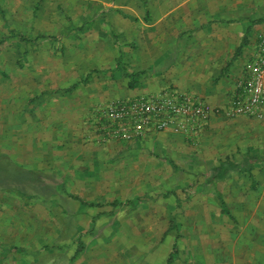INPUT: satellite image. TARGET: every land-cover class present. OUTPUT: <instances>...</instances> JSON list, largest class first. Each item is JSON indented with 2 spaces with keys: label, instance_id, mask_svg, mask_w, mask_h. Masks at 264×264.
I'll return each instance as SVG.
<instances>
[{
  "label": "rangeland",
  "instance_id": "obj_1",
  "mask_svg": "<svg viewBox=\"0 0 264 264\" xmlns=\"http://www.w3.org/2000/svg\"><path fill=\"white\" fill-rule=\"evenodd\" d=\"M218 23L234 54L264 33V0H0V264H264V165L216 172L264 158V115L223 114L239 79L208 74L228 100L172 152L104 134L130 74L175 85L168 54Z\"/></svg>",
  "mask_w": 264,
  "mask_h": 264
},
{
  "label": "built area",
  "instance_id": "obj_2",
  "mask_svg": "<svg viewBox=\"0 0 264 264\" xmlns=\"http://www.w3.org/2000/svg\"><path fill=\"white\" fill-rule=\"evenodd\" d=\"M223 114L261 119L264 115V34H260L243 74L233 88ZM213 110L186 92L163 90L117 101L102 112L107 139L137 142L152 132L169 130L193 138L208 123Z\"/></svg>",
  "mask_w": 264,
  "mask_h": 264
},
{
  "label": "crops",
  "instance_id": "obj_3",
  "mask_svg": "<svg viewBox=\"0 0 264 264\" xmlns=\"http://www.w3.org/2000/svg\"><path fill=\"white\" fill-rule=\"evenodd\" d=\"M194 21L195 20L190 21V24L192 25ZM196 23L198 24L195 26L197 28L200 23L198 20ZM249 27H251L250 22L245 21L240 24V27H238L239 32L244 31L246 34L250 31ZM236 32L237 28L232 29L230 26L219 23L216 24V26L208 25V27L203 28V30H201V28L198 29L193 33V37L190 42L192 45L191 52L190 49H188L186 54H182L183 47L182 50H177L174 53V56H177V58H171L173 54L171 52L168 54L171 60V62L168 61L167 63H170V71L181 73L178 78L179 81L175 83V85L162 82L163 84L160 83L156 85V87L137 85V88L133 90H138L137 93L133 92L134 95L129 98L139 95L158 93L160 91L170 89L169 91L172 90L193 94L194 96L202 99L211 110L215 107L223 106L228 100L225 90L222 88L220 91H217L216 89L212 90L213 87L207 83V80L211 78L208 74L213 72L221 74L222 72L228 71L231 73L229 75V81L233 79L235 80L236 78L239 79V77L243 74L245 63L251 58L257 37L260 34H264L257 33L256 35H253L252 40L248 43L245 42V40H241L239 45H237L239 47L236 49L235 53L232 54V51L226 47V44L230 43L231 39L235 38ZM249 36H252L251 33ZM188 53H190V55H187ZM194 75L196 76V82L193 81ZM157 77H159V75H157L156 78ZM171 86H174V88ZM233 86H231V88ZM229 91L231 99L234 90L229 89L226 93L228 94ZM208 124L209 123L206 125ZM153 139L165 142L162 146L172 152L174 150L172 146L175 142H182L186 138L173 130L163 133L152 132L144 139L130 143V145L124 149H127L126 152L138 155L139 152L150 150V148H152ZM121 149L122 147L119 146L117 151L123 152L124 149Z\"/></svg>",
  "mask_w": 264,
  "mask_h": 264
},
{
  "label": "trees",
  "instance_id": "obj_4",
  "mask_svg": "<svg viewBox=\"0 0 264 264\" xmlns=\"http://www.w3.org/2000/svg\"><path fill=\"white\" fill-rule=\"evenodd\" d=\"M139 77L138 73L137 74H130V82L128 84V87L132 90L137 88V78ZM83 83H86V79L83 81ZM77 85H73L69 89L66 90V93L72 92ZM263 164L264 165V158L262 161H257L254 159L252 156H246L243 163L239 164L234 160H231L229 158H225L223 161H218V166L216 167V172L218 173V177L221 179L225 178L226 176L229 175L231 172H239V173H248L252 177V170L256 168V164ZM220 207L222 208V212L229 217H231V213L228 212L229 210L226 208L225 203L219 199ZM114 205H118V203H114ZM78 255L76 254L74 256L77 257Z\"/></svg>",
  "mask_w": 264,
  "mask_h": 264
}]
</instances>
